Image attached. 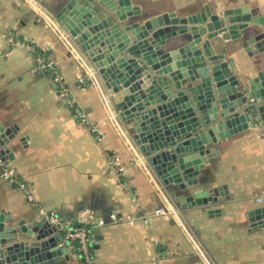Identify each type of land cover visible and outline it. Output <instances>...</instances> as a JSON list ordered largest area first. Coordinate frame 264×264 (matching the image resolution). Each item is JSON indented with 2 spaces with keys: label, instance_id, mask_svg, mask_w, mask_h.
<instances>
[{
  "label": "crops",
  "instance_id": "1",
  "mask_svg": "<svg viewBox=\"0 0 264 264\" xmlns=\"http://www.w3.org/2000/svg\"><path fill=\"white\" fill-rule=\"evenodd\" d=\"M65 1L0 0V133L11 128L13 134L0 160V212L13 221L43 207L75 225L85 224L96 264H264V229L254 227L249 216L264 206L263 129L256 124L208 143L211 154H205L193 188L219 187L221 195L211 204L183 207L172 192L189 190L165 185L155 174L117 110L121 94L105 86L88 51L57 20ZM131 1L142 12L128 21L140 23L166 11L199 12L206 5L219 16L238 6L264 14V0ZM261 30L254 24L237 39L216 36L210 39L211 50L234 61L232 70L242 79L255 75L264 68V50L249 54L244 41ZM41 57L55 62L87 122L59 93L53 73L38 66ZM148 72L152 78L154 72ZM115 155L126 167L123 175ZM6 166L29 183L35 205L3 177ZM164 205L173 211L154 214ZM211 209L219 212L210 215ZM128 214L137 216L134 223L125 218ZM63 245L68 257L37 264H86L73 241Z\"/></svg>",
  "mask_w": 264,
  "mask_h": 264
},
{
  "label": "water",
  "instance_id": "2",
  "mask_svg": "<svg viewBox=\"0 0 264 264\" xmlns=\"http://www.w3.org/2000/svg\"><path fill=\"white\" fill-rule=\"evenodd\" d=\"M141 12L131 0H66L56 18L88 51L105 86L121 94L117 110L162 183L189 190L172 192L183 207L211 204L221 195L219 187L193 188L205 154H211L207 144L256 124L264 131V68L242 79L232 70L234 61L212 52L210 39H237L257 24L262 30L247 37L244 48L258 53L264 50V14L238 6L219 16L206 5L187 15L172 10L142 23L128 21ZM145 78L151 83L142 85ZM12 136L11 128L0 133L1 161ZM249 216L254 227L264 229V206ZM64 241L42 213L7 221L0 212V264L68 257Z\"/></svg>",
  "mask_w": 264,
  "mask_h": 264
},
{
  "label": "built area",
  "instance_id": "3",
  "mask_svg": "<svg viewBox=\"0 0 264 264\" xmlns=\"http://www.w3.org/2000/svg\"><path fill=\"white\" fill-rule=\"evenodd\" d=\"M42 70H47L54 74L56 81L59 84V93L65 95L68 98V101L71 106H73L79 120L81 122H87L88 116L87 113L78 106L75 100L70 96V88L67 80L57 69L55 62L49 58L41 57L39 59V65ZM114 160L117 165V172L119 175H123L126 171V167L121 163V159L119 155L114 156ZM3 177L7 179L10 183L15 184L20 189L24 190L27 199L33 204H36V197L31 190L29 183L21 178L19 174H17L16 170L13 167L5 168L3 172ZM40 213H42L50 222L55 224L63 234L64 240L75 241L77 242L76 249L79 252L80 256L83 258L86 264H96L95 258L91 248V239L88 231V227L84 225H75L71 221L67 219L61 218L57 213L53 210H48L43 207L39 208ZM173 211V207L171 206H160L156 208L154 214L156 215H166ZM152 214V215H154ZM118 216L113 214V219L117 220ZM129 222L134 223L137 216L134 215H126L125 217ZM145 220H148L147 217H144ZM100 223H104V219L99 220Z\"/></svg>",
  "mask_w": 264,
  "mask_h": 264
},
{
  "label": "trees",
  "instance_id": "4",
  "mask_svg": "<svg viewBox=\"0 0 264 264\" xmlns=\"http://www.w3.org/2000/svg\"><path fill=\"white\" fill-rule=\"evenodd\" d=\"M73 245L76 247L77 242L73 241ZM91 248H93L92 245H91Z\"/></svg>",
  "mask_w": 264,
  "mask_h": 264
},
{
  "label": "rangeland",
  "instance_id": "5",
  "mask_svg": "<svg viewBox=\"0 0 264 264\" xmlns=\"http://www.w3.org/2000/svg\"><path fill=\"white\" fill-rule=\"evenodd\" d=\"M54 75V74H53Z\"/></svg>",
  "mask_w": 264,
  "mask_h": 264
}]
</instances>
